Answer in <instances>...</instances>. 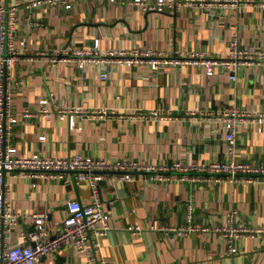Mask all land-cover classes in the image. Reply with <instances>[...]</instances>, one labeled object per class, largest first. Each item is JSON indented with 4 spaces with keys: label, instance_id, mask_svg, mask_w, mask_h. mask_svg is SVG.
Here are the masks:
<instances>
[{
    "label": "crops",
    "instance_id": "1",
    "mask_svg": "<svg viewBox=\"0 0 264 264\" xmlns=\"http://www.w3.org/2000/svg\"><path fill=\"white\" fill-rule=\"evenodd\" d=\"M4 1L19 5L17 38L27 43L12 79L13 108L20 115L14 142L21 153L46 150L69 156L83 152L163 165L176 159H224V124L204 113L215 114L232 104L264 113L263 65H247L233 80L222 70L208 75L202 66L152 68L113 62L80 67L52 60L65 48L94 46L96 39L102 51L137 47L224 54L237 33L240 47L264 49V0H239L225 7L192 5L176 12L144 11L110 0H77L67 8L55 5L35 10L26 6L30 0ZM51 94L60 104L83 109L71 112L74 125L70 118L61 119L56 107L50 117L22 115ZM103 109L106 113L100 115ZM153 109L170 117H154ZM259 126L256 122L239 124V159L264 162V123ZM7 179L8 195L19 211L45 208L52 223L66 216L68 200L91 201L87 183L45 178L33 186L30 178L12 173ZM146 179V173L139 171L134 180L115 186L106 179L100 182L111 215V228L101 239L100 252L108 264H264V176L240 183L176 177L149 183ZM189 202L194 205L193 224L213 227L231 222L251 232L237 237L230 252L220 232L177 234L150 228L187 224ZM31 223V218H22L20 225L27 229ZM136 224L141 225L140 231L131 228ZM41 264L89 263L85 255L63 247L44 257Z\"/></svg>",
    "mask_w": 264,
    "mask_h": 264
},
{
    "label": "built area",
    "instance_id": "2",
    "mask_svg": "<svg viewBox=\"0 0 264 264\" xmlns=\"http://www.w3.org/2000/svg\"><path fill=\"white\" fill-rule=\"evenodd\" d=\"M77 0H30L27 7L35 10L42 6L53 7L60 5L71 7ZM116 4H134L144 11L176 12L185 6L225 7L235 4L239 0H110ZM19 5H7L0 0V264H41L44 257L57 253L63 247H70L76 253L86 256L89 264H108L100 257L101 239L111 228V215L106 209L102 197L100 182L104 179L112 185H118L123 180L135 179L136 172H145L146 180L153 181L178 178L180 180L199 181H231L253 182L264 176V162L253 163L238 157L237 129L241 123H264V113L242 108L239 104H232L218 109L215 114L204 113L209 119L215 118L223 122L225 127L226 152L224 159L215 158L208 161L192 160L184 162L176 159L170 165L145 162L131 157H99L87 155L83 152L73 153L69 156H56L46 150L34 151L30 154L18 151L14 142L16 125L20 115L14 111L12 82L15 63L27 52L25 39L17 38L19 26ZM32 20V14L28 16ZM100 40L96 39L94 46H75L73 49L65 48L61 56L52 57L54 62L68 61L80 67L88 64L96 66L105 63L118 62L135 65L147 64L152 68L163 65L202 66L208 75L219 71H226L233 80H237L239 72L247 65L264 66V49L258 47H240L239 35L235 33L230 40L229 49L224 54L205 53L203 51H160L153 48L140 49H107L102 51ZM103 72L102 77H107ZM57 108L61 119L70 118L71 126L74 119L72 111L81 113L80 107H70L56 102L53 94L39 99L34 109L26 108L22 115H40L50 117L53 109ZM100 115H104L103 109ZM196 111H193L195 113ZM90 115V114H88ZM91 115H95V112ZM154 117L161 119L170 117L158 109L152 110ZM42 140L47 135H41ZM170 172V173H169ZM23 176L32 180V185L45 178L74 181L76 184L87 183L91 187V201L83 202L72 198L67 202L66 216L55 223L49 220L47 209L39 208L32 213L19 211L10 195H8L9 182L7 174ZM194 205H187L188 222L175 227L170 225H151V229H159L165 233L190 234L198 232L216 231L226 239L227 250H234V241L237 237L245 235L251 230L247 227L229 225H215L213 227L193 224ZM31 218V227H21V219ZM140 231L141 225L131 226ZM16 233V236H15Z\"/></svg>",
    "mask_w": 264,
    "mask_h": 264
},
{
    "label": "rangeland",
    "instance_id": "3",
    "mask_svg": "<svg viewBox=\"0 0 264 264\" xmlns=\"http://www.w3.org/2000/svg\"><path fill=\"white\" fill-rule=\"evenodd\" d=\"M65 216V215H64ZM64 218V217H63Z\"/></svg>",
    "mask_w": 264,
    "mask_h": 264
}]
</instances>
